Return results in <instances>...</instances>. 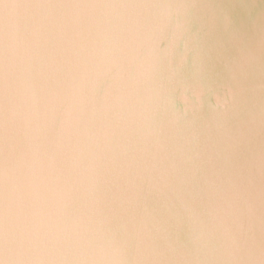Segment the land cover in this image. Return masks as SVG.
Segmentation results:
<instances>
[{
	"label": "water",
	"instance_id": "95a60500",
	"mask_svg": "<svg viewBox=\"0 0 264 264\" xmlns=\"http://www.w3.org/2000/svg\"><path fill=\"white\" fill-rule=\"evenodd\" d=\"M124 2L130 0H0V231L6 215L13 224L42 225L44 264H77L85 227L99 214L129 207L131 199L136 219L151 229L148 252L160 264L219 255L213 245L221 219L241 228L245 252L258 256L264 175L255 167L237 174L207 134L194 145L173 130L139 131L129 109L116 106L114 82L86 74L87 62H98L101 53L88 30L93 10L76 6ZM81 81L87 99L73 102L69 93ZM35 109L46 112L41 133L25 119ZM189 209L210 233L203 252L189 243L200 226Z\"/></svg>",
	"mask_w": 264,
	"mask_h": 264
},
{
	"label": "clouds",
	"instance_id": "9594fccd",
	"mask_svg": "<svg viewBox=\"0 0 264 264\" xmlns=\"http://www.w3.org/2000/svg\"><path fill=\"white\" fill-rule=\"evenodd\" d=\"M76 7L93 10L88 30L94 31L92 43L101 53L98 62H87L86 74L114 82L109 87L118 93L116 106L129 109L139 131L161 136L173 130L190 136L194 145L207 134L237 174L255 167L264 175V0H130ZM7 77L6 71V123ZM68 98L87 99L83 81ZM42 116L46 112L35 109L25 117L36 133L45 131ZM127 203L85 227L77 264H160L145 244L151 229L136 219L133 201ZM188 211L200 225L189 243L203 252L210 233L195 210ZM181 223L177 218L175 226ZM41 228L13 224L6 215L0 264H44ZM219 228L218 246L213 245L219 255L205 253L197 264L210 259L212 264H264V249L256 257L245 252L241 228L234 231L223 219Z\"/></svg>",
	"mask_w": 264,
	"mask_h": 264
}]
</instances>
